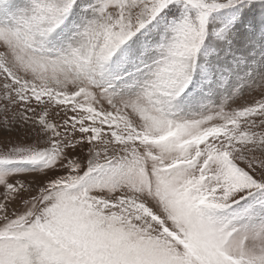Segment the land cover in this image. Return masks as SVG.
<instances>
[{
  "label": "snow or ice",
  "instance_id": "6c2138e0",
  "mask_svg": "<svg viewBox=\"0 0 264 264\" xmlns=\"http://www.w3.org/2000/svg\"><path fill=\"white\" fill-rule=\"evenodd\" d=\"M0 264H264V0H0Z\"/></svg>",
  "mask_w": 264,
  "mask_h": 264
}]
</instances>
